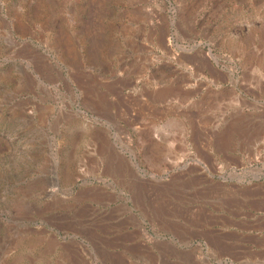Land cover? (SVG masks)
Segmentation results:
<instances>
[{
	"label": "rangeland",
	"instance_id": "obj_1",
	"mask_svg": "<svg viewBox=\"0 0 264 264\" xmlns=\"http://www.w3.org/2000/svg\"><path fill=\"white\" fill-rule=\"evenodd\" d=\"M0 264H264V0H0Z\"/></svg>",
	"mask_w": 264,
	"mask_h": 264
},
{
	"label": "bare ground",
	"instance_id": "obj_2",
	"mask_svg": "<svg viewBox=\"0 0 264 264\" xmlns=\"http://www.w3.org/2000/svg\"><path fill=\"white\" fill-rule=\"evenodd\" d=\"M194 48L196 49L197 53L198 54H201L204 56V58H206L207 60H210V58L212 57H209L205 52L202 51V49H200V44H195L194 47L191 49V50H194ZM213 59V58H212ZM215 59V58H214ZM106 85V84H105ZM100 97L99 101H102L103 98H101L100 95H98ZM104 96V95H103ZM102 96V97H103ZM105 97V96H104ZM105 106H106V113L105 111H103L105 114H104V118L106 119L107 123L109 126H113L114 130L116 131L114 133V137L115 140L112 141V140H109L107 135H109L107 133V131L105 130L104 133H100L99 135H101V140H104L105 139V135L107 136V147H106V156H107V160L112 163L111 165H113L116 169V172H118V169L119 171L124 169L125 170V174L127 177H129L131 179V182H133V188L134 190L136 191V194L138 195H142V197L144 196V183L143 181L140 180L139 176H137L138 173H133L131 169H128V167L130 168V165L129 163H132L130 162L129 159H127L126 156H123V155H120L116 148V145L115 143L117 144V141L120 140V142H122V138L120 137L121 135V131L123 129V126L120 124V122L116 119V115L117 113L113 111V102L111 100H108L107 96L105 97ZM98 104V102H96ZM131 105V104H129ZM95 106V105H94ZM97 106V105H96ZM93 107V106H92ZM98 107V106H97ZM96 108V107H94ZM77 114V113H76ZM100 131V130H99ZM112 132V131H111ZM118 137H119V140H118ZM127 145L124 144V142L122 143V150H125L127 149ZM103 150V149H102ZM133 164V163H132ZM122 168V169H121ZM134 179V180H133ZM130 182V183H131ZM112 187V192L115 190V187L114 186H111ZM175 187V186H174ZM132 188V187H131ZM146 189V188H145ZM168 191V190H167ZM177 191V190H176ZM167 193H171V192H167ZM138 195V196H139ZM142 203V201L140 202ZM139 204V203H138ZM165 205H169V204H165ZM23 210L24 211H34L35 207L34 205L32 204H27V203H24L23 204ZM163 208V207H162Z\"/></svg>",
	"mask_w": 264,
	"mask_h": 264
}]
</instances>
